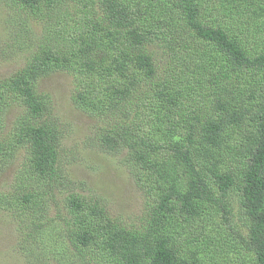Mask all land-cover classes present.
I'll list each match as a JSON object with an SVG mask.
<instances>
[{
	"label": "trees",
	"instance_id": "trees-1",
	"mask_svg": "<svg viewBox=\"0 0 264 264\" xmlns=\"http://www.w3.org/2000/svg\"><path fill=\"white\" fill-rule=\"evenodd\" d=\"M0 3V58L21 57L0 77V177L24 153L0 216L39 233L64 206L67 264H264V0ZM56 72L94 122L83 143L142 193L137 222L69 192L78 145L38 90Z\"/></svg>",
	"mask_w": 264,
	"mask_h": 264
},
{
	"label": "rangeland",
	"instance_id": "rangeland-1",
	"mask_svg": "<svg viewBox=\"0 0 264 264\" xmlns=\"http://www.w3.org/2000/svg\"><path fill=\"white\" fill-rule=\"evenodd\" d=\"M9 8L0 3L1 16H5ZM25 14V13H22ZM41 26H36V28ZM0 21V49L8 42L5 35L8 31ZM21 66V57L2 60L0 58V77L7 76ZM40 92L50 95L55 108V115L70 127L66 134L67 146L72 149L77 146L75 153L78 159L69 166V174L75 180V186L69 192L83 195H94L107 200L109 211L127 223L137 222L142 216L143 195L137 190L129 169L120 161L118 156L105 155L97 148L83 143L84 136L91 133L94 122L87 115L78 111L72 103V77L66 72H56L42 78L38 83ZM24 153L18 157V162L10 167L0 177V192L8 191L15 175L20 169ZM59 186L54 187L51 194L62 203L66 194L61 195ZM63 206V204H62ZM64 206L60 209H48L46 214L36 218L37 223L45 224L38 233L29 228H19L12 218L0 216V264H67L75 254L66 250L69 243L63 234ZM37 233V234H36ZM37 257L40 259L37 260ZM48 260V262H47ZM68 261V262H67Z\"/></svg>",
	"mask_w": 264,
	"mask_h": 264
}]
</instances>
